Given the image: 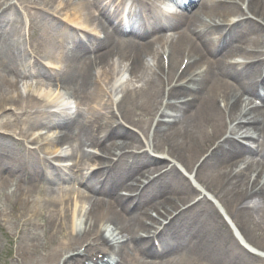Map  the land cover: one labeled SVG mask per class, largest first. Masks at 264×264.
Instances as JSON below:
<instances>
[{
  "label": "bare ground",
  "instance_id": "6f19581e",
  "mask_svg": "<svg viewBox=\"0 0 264 264\" xmlns=\"http://www.w3.org/2000/svg\"><path fill=\"white\" fill-rule=\"evenodd\" d=\"M147 1L152 3V7L158 5V0ZM225 1L227 0H188L184 7L185 13L182 15L175 13L173 20H169L166 16L159 17L157 20L153 15L149 16L148 20L156 24L157 29L154 30L140 27L136 22V12H133L130 15V18L133 19H129V24H133L134 33L139 40V43L133 44L119 29L120 9L116 7L111 12L108 9V0H74V2L70 0H24L23 3L33 2L37 7L54 4L56 9L60 4L63 7L74 5L77 12L82 13L86 21L92 22L96 27L100 29H103L105 25L117 27V39L100 31L105 37L102 40L93 38L92 41L89 35H82L84 40L78 38L76 32L53 19L49 22L46 21L49 24L48 27L36 23L37 33L42 39L40 45L33 48H36L37 53L41 54L43 58H48L47 60L53 62L57 61L50 58L55 56L56 50L61 52L65 50L66 47H63V44L71 38L74 47L82 50L77 52L75 49L68 48L69 54L66 58L57 61L66 64V71L55 72L39 63H33L32 69L25 65L24 59L29 56L18 42V19L5 17L4 13L7 8H3L2 0H0V17L4 19L2 23H6L3 29L5 38L0 43V109L5 108L8 102L20 95L17 83L3 82L6 78L14 79L15 76H21L40 81L45 80L49 86L55 87V90L59 88L66 90L70 97L78 101L77 117L80 116L75 128L71 125L70 117L66 113L57 116L46 110H41L38 119L27 115L25 122L33 125L32 127L39 125L42 129L55 130L56 140H49L46 145H53L55 148L53 151L57 152L56 147L63 143L54 144V142L69 141L71 147L68 156L82 161L78 174L74 175L87 191V194L79 196L83 204L82 215L75 211L76 199L74 197L71 200L69 196L71 192L64 191L61 187L53 189L51 178L44 177L42 179V175L36 172V162L31 153H29L30 168L27 173L23 171V164L19 163L17 157L18 151L22 149L20 140H16L13 136L0 135V196L3 201L9 203V211L13 209V200L14 205H17L16 202L25 203L26 195L36 192L39 188L52 195L50 204L45 205L46 203L43 202L45 204L42 205L46 206L44 229L41 228L40 235L35 233L26 235L25 233L24 235L28 237L32 235L29 241L38 245L42 243L45 236L49 240H53L58 237L61 229L68 227L69 231L79 230L75 231L72 236L71 241L75 243L84 231H93L99 225L107 224L111 230L107 236L108 244L114 246L112 255L118 258L116 264H151L137 261V256L140 253L150 256L149 258L154 253L147 239H140V232H150L152 226L148 227L146 220L152 221V225H154L159 217L166 216L165 214L169 215L173 208L178 207V204H185L181 192L185 193L194 189L180 175L175 164L178 163L185 168L192 167V160L195 159L198 151L203 150L209 144L212 147V139L223 130L222 116L216 104L219 100L225 103L227 94L230 93L232 104L229 113L232 119H235L236 116L249 119L250 122L243 124L242 128L249 130L246 131L247 133H252L251 140L254 142V146H244L239 142L225 138L219 141L213 150L209 151L200 168L198 167L194 172H197L198 180L215 193L226 213L230 214L233 199H238V214L234 218L236 225L245 235L246 233L252 235L256 232L261 234L257 236L261 237L264 246V178L262 177L264 172V106L262 108L250 106L243 112L238 107L243 100L237 95L236 88H231L225 83V78H232L239 89L246 90V93L258 97L264 103V81L261 80L257 83L258 77L256 76L258 59L239 65L228 62L229 58L232 59L238 55L237 52L245 55L244 57L255 56L247 49L261 48L264 41V29L260 24L244 19L235 22L227 30L220 27L217 22L228 23L233 18L245 15L238 6L225 3ZM131 7L132 4L129 9ZM246 9L249 14L264 20V0H247ZM138 12L145 13L146 9ZM30 15L38 18L45 16L43 13L38 15L34 12ZM64 19L68 20L65 17ZM157 22L159 26H157ZM33 24V22L29 24L30 29H33ZM150 32L162 36H158L154 42H147L146 36ZM86 42H88V46ZM156 45L168 52L166 72L169 75L176 72L184 57L187 58V65L184 69L187 74L191 75L190 82L194 83V86L190 89L182 86L178 90L177 88L169 90L168 98L182 95L184 100L174 104L167 101L164 109L166 114L164 115H169L172 120L168 124H156L155 128H152L154 133L151 136L149 134L151 132L148 130L150 127L145 124L148 122V118L143 113L146 108L149 112L156 110L151 107L158 97V103L160 102L163 91V79L147 65L148 60L154 67L159 68L160 71L163 70V60L157 53V48L155 49ZM88 47L92 56H85L88 49H83ZM82 56L84 58L80 60ZM114 57H118L117 67L112 60ZM77 61L80 62L79 70L72 71L70 65L78 64ZM89 67L100 74L102 82L107 86V93L116 90L119 92L118 89L122 88L120 84L112 85V77L116 68L128 76L124 87L125 93L120 95L117 105H126L127 111L120 116L124 123L127 121V124L134 126L135 131L141 136L147 135L145 143L139 141L135 131L125 129L115 121L113 122L115 125H108L104 118L106 117L104 112L109 114V108L105 96L92 75L91 78L88 75ZM196 67H203L202 72L193 73ZM119 77L117 78L119 79ZM26 98L31 108H41V105L36 104L34 97H31L29 93ZM93 103L104 106V109L102 108L104 112L95 109V107L91 108L90 105ZM79 105L84 108L81 110ZM118 113H120L119 110ZM113 117L115 116L112 113L111 120L115 119ZM2 120L3 118L0 119V121ZM235 127L236 124L233 129ZM98 130L105 134L104 140L106 139L107 142L97 139L96 131ZM112 131L113 134H111ZM159 132H165V135L158 138L156 133ZM138 141L139 147L145 144L149 147L150 143L155 142L154 150L161 146V142L165 143L167 151L164 153L171 158L167 161L153 159L147 153L132 154L127 152L128 157L133 159V164L127 167L124 158H121L115 166V179L101 181L99 177L103 172V163L106 158L113 155L117 149L130 148ZM86 143L101 145L102 156L85 151ZM228 160L232 161L230 167L227 166ZM160 162H163L164 165ZM239 162H243L244 165L235 169ZM90 164H93L94 168L85 178L81 175L82 169H88ZM157 164L160 166L156 167ZM166 166L172 171L170 175L165 173ZM153 173H156V176L152 188L136 200L114 194L115 187L123 182L124 178L132 177L131 183L127 185L132 188L136 186L139 176L146 174L149 176ZM249 173H255L254 178L248 176ZM5 175L13 179V188L5 181ZM40 179L44 181L45 186H40ZM24 188L27 190L25 191ZM204 190L208 192V189L204 188ZM201 191L199 192L201 193ZM170 192H178V194L174 196ZM109 195L112 198V204L102 201V196ZM251 199H255L257 203H252ZM203 200L204 203L198 210L199 216L196 220L200 224L191 233L190 230H185L181 223L184 209L180 213L178 212L174 219L169 220L161 235H166L175 241L181 232L190 233L189 239L193 242V247L190 248L191 261L189 264L195 260L204 264H227L218 261L221 252L233 257L230 264H248L251 258L246 256L249 254L245 253L242 248H238L234 242L232 243L230 236L225 233L222 227L223 222L217 210L207 201L205 194ZM260 202H262V206L258 208ZM133 211L134 214L128 218L127 213ZM152 212L156 213L157 218L151 219ZM18 215L24 217V213H18ZM22 234L20 229L21 237ZM176 244L177 242L173 248L169 246L162 251V257L167 255L171 257V264H178L182 258L180 251L185 248L182 244L175 248ZM127 246L134 253L131 259L124 255V249ZM177 257L178 259H176ZM103 264H110V262Z\"/></svg>",
  "mask_w": 264,
  "mask_h": 264
},
{
  "label": "rangeland",
  "instance_id": "374dc122",
  "mask_svg": "<svg viewBox=\"0 0 264 264\" xmlns=\"http://www.w3.org/2000/svg\"><path fill=\"white\" fill-rule=\"evenodd\" d=\"M20 42H21V38H20ZM0 203L3 205V208L8 209V205L6 203H4L1 199H0ZM11 220H12V218H11ZM6 225L9 228L8 231L11 232V233L13 232V234H14L15 228L13 229L12 224L10 223V221L6 222ZM41 228H42V222L39 225L38 229H41ZM68 231H69V228L68 227H66V228L64 227L63 229H61V232H60V234H58V237H56L58 239L54 238V240H52L51 242L48 240V237L45 236V238H43L42 245H40L41 249H43V248L46 249L45 245L49 246V248H47L46 251H45L46 257H49L50 253H51V250L56 248V246H58V245H56L57 243L60 244L61 242H63L66 239ZM240 233L242 234V236L244 238H246V236L243 233V231H240ZM246 235L248 237H250V239L248 238L249 239L248 241H250L252 244L251 243H246L243 239L240 238V236H236V242H238L239 244L245 243L249 247L250 251H254V250H252L253 247H255L254 245L259 246L260 249L262 251H264V249H263L264 246L262 245L261 237L257 236V235H261V234L256 232V233H253L252 235L246 233ZM11 246H12V241L10 239H8L7 236H5L0 230V264H11L10 260L8 259V252H9V250H11ZM256 261H257V259L254 260V261H251L250 264H253Z\"/></svg>",
  "mask_w": 264,
  "mask_h": 264
}]
</instances>
